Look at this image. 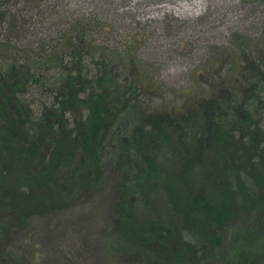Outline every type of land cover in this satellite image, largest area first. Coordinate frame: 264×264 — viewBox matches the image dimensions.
<instances>
[{
    "label": "trees",
    "instance_id": "trees-1",
    "mask_svg": "<svg viewBox=\"0 0 264 264\" xmlns=\"http://www.w3.org/2000/svg\"><path fill=\"white\" fill-rule=\"evenodd\" d=\"M44 1L0 0L4 231L84 203L107 165L119 175L110 253L130 264L216 260L231 215L264 219V60L207 75L206 90L179 91V103L135 57L92 39L91 21L34 47L29 25ZM80 245L70 247L77 264Z\"/></svg>",
    "mask_w": 264,
    "mask_h": 264
},
{
    "label": "rangeland",
    "instance_id": "rangeland-1",
    "mask_svg": "<svg viewBox=\"0 0 264 264\" xmlns=\"http://www.w3.org/2000/svg\"><path fill=\"white\" fill-rule=\"evenodd\" d=\"M35 11L27 38L34 47L48 46L50 32L91 21L92 39L135 57L168 100L176 95L179 103V91L206 90L207 75L231 71L246 58L264 60V0H45ZM18 168L16 179L25 174ZM104 178L84 203L73 201L50 215L39 211L5 231L0 222V264H77L70 247L79 252L85 243L81 264H130L109 252L119 175L105 165ZM28 203L33 208V200ZM222 237L217 259L206 264H264V219L257 212L231 215Z\"/></svg>",
    "mask_w": 264,
    "mask_h": 264
},
{
    "label": "bare ground",
    "instance_id": "bare-ground-1",
    "mask_svg": "<svg viewBox=\"0 0 264 264\" xmlns=\"http://www.w3.org/2000/svg\"><path fill=\"white\" fill-rule=\"evenodd\" d=\"M185 10H182V12H184Z\"/></svg>",
    "mask_w": 264,
    "mask_h": 264
}]
</instances>
